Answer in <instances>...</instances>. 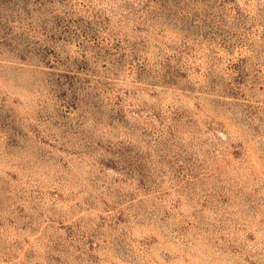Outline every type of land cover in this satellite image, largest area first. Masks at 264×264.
Masks as SVG:
<instances>
[{"label": "rangeland", "instance_id": "1", "mask_svg": "<svg viewBox=\"0 0 264 264\" xmlns=\"http://www.w3.org/2000/svg\"><path fill=\"white\" fill-rule=\"evenodd\" d=\"M0 264H264V0H0Z\"/></svg>", "mask_w": 264, "mask_h": 264}]
</instances>
